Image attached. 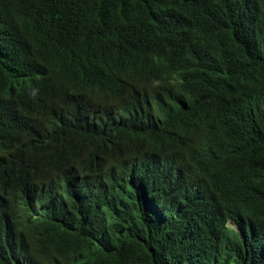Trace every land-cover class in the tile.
<instances>
[{
    "label": "trees",
    "instance_id": "trees-1",
    "mask_svg": "<svg viewBox=\"0 0 264 264\" xmlns=\"http://www.w3.org/2000/svg\"><path fill=\"white\" fill-rule=\"evenodd\" d=\"M0 264H264V0H0Z\"/></svg>",
    "mask_w": 264,
    "mask_h": 264
}]
</instances>
